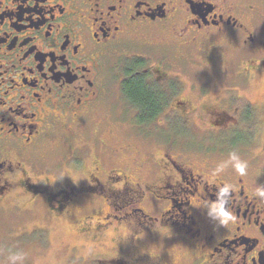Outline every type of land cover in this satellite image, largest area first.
Masks as SVG:
<instances>
[{"label":"flooded vegetation","instance_id":"af4514ba","mask_svg":"<svg viewBox=\"0 0 264 264\" xmlns=\"http://www.w3.org/2000/svg\"><path fill=\"white\" fill-rule=\"evenodd\" d=\"M262 87L264 0H0V218L81 216L73 263L264 264Z\"/></svg>","mask_w":264,"mask_h":264},{"label":"rangeland","instance_id":"374dc122","mask_svg":"<svg viewBox=\"0 0 264 264\" xmlns=\"http://www.w3.org/2000/svg\"><path fill=\"white\" fill-rule=\"evenodd\" d=\"M220 87L222 86L215 85L213 90L214 93L220 92ZM252 94L254 95L252 97L259 99L260 96H264V87L260 88V90L252 91ZM102 111L103 113L99 116L104 118L109 112L105 111V109ZM111 112L113 113V110H111ZM112 113L111 115H113ZM113 122V118L110 117L106 124L113 125ZM92 128L94 132L97 131V127ZM119 130L120 128L117 127L115 129L116 134L113 135L116 142L122 139V134ZM195 131L196 135L200 137L196 140H199L198 144H200V146L206 145L210 147L215 156L217 154L216 150L219 149L217 143L214 140L204 139L207 138V136H202V134L198 132V129ZM88 138L89 137H87V139ZM105 140L113 142V137L111 139V136L107 135ZM68 142L69 141L66 140L63 134L53 135V137L44 144L40 153L46 159L53 158L67 149ZM131 142L136 146L137 143L135 140ZM261 162L262 164H260V166L264 167V159ZM257 165L259 166L258 163ZM113 202L111 201V203ZM136 208H143V206H138ZM80 217L81 216L66 219L60 224H53V222L45 216L38 218L25 216L24 218L16 219L14 216L11 217L7 215L0 218V264H83L78 261L73 263L71 258L90 257L100 250L92 251L88 244L90 241H88V239H83L75 232L78 230L77 224ZM126 222L128 223L129 221ZM33 225H43L45 227H51V229H47L48 231L44 230L43 240H39L37 234H35L27 240L14 242L12 237L16 233H19L22 227H32ZM82 244L86 245L85 248L80 247ZM109 247L112 246L110 245Z\"/></svg>","mask_w":264,"mask_h":264},{"label":"trees","instance_id":"16d2710c","mask_svg":"<svg viewBox=\"0 0 264 264\" xmlns=\"http://www.w3.org/2000/svg\"><path fill=\"white\" fill-rule=\"evenodd\" d=\"M130 96L135 100L139 101L140 106L144 107V112L146 114H152L156 112V104L154 101L148 96V94L139 88L138 86H133L130 92Z\"/></svg>","mask_w":264,"mask_h":264},{"label":"clouds","instance_id":"9594fccd","mask_svg":"<svg viewBox=\"0 0 264 264\" xmlns=\"http://www.w3.org/2000/svg\"><path fill=\"white\" fill-rule=\"evenodd\" d=\"M230 159L232 162V167L235 169V172L240 176H245L248 174V163L247 161H242L235 153L230 154ZM218 216L223 217V209L221 204H214L212 208ZM15 259V258H13Z\"/></svg>","mask_w":264,"mask_h":264}]
</instances>
